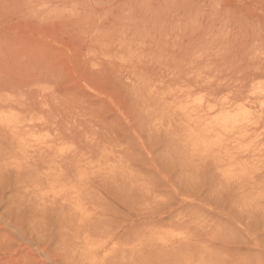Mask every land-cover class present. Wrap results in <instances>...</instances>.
Instances as JSON below:
<instances>
[{"label": "rangeland", "instance_id": "1", "mask_svg": "<svg viewBox=\"0 0 264 264\" xmlns=\"http://www.w3.org/2000/svg\"><path fill=\"white\" fill-rule=\"evenodd\" d=\"M0 117V264H264V0H0Z\"/></svg>", "mask_w": 264, "mask_h": 264}, {"label": "bare ground", "instance_id": "2", "mask_svg": "<svg viewBox=\"0 0 264 264\" xmlns=\"http://www.w3.org/2000/svg\"><path fill=\"white\" fill-rule=\"evenodd\" d=\"M242 106H243V105H242ZM242 106H241V108H242ZM205 107H206V106H205ZM211 107L213 108V106H211ZM244 107H245V105H244ZM237 108H238V107H237ZM245 108H246V107H245ZM239 109H240V107L238 108V110H239ZM247 109H248V108H247ZM240 110H241V109H240ZM245 110H246V109H242V111H243L242 114L244 113ZM211 111H212V110H211ZM228 111H229V110H228ZM233 111H234V110H233ZM236 111H237V110H236ZM236 111H235V112H236ZM206 112H207V111H206ZM245 112H249V109H248L247 111H245ZM232 113H234V112H232ZM240 113H241V112H240ZM249 113H250V112H249ZM236 114H238V112H236ZM247 114H248V113H246V115H247ZM244 115H245V114H244ZM246 115H245V116H246ZM217 116H218V114H217ZM233 116H235V115L233 114ZM242 116H243V115H241V117H242ZM247 116H248V115H247ZM247 116H246V117H247ZM249 116H250V114H249ZM239 117H240V116H239ZM246 117H245V118H246ZM237 118H238V117H236V118H235L236 120L233 121V123L235 122V124H236L237 126H238L239 123H243L244 120H245L244 118H242V119H241V118H240V119H239V118L237 119ZM249 118H250V117H249ZM0 119H2V121H3L4 123H6V124H9V123H10V121L8 120L7 117H0ZM226 119H229V118L226 117ZM226 119H225V121L219 122V124H220L221 126H222V125H226V124H225V123H226ZM233 120H234V119H233ZM229 121H230V120H229ZM245 121H247V120H245ZM227 123H229V122H227ZM233 123H232V124H233ZM12 124H13V123H12ZM24 128H25V127H24ZM228 129H229V128H228ZM232 153H233V152H232ZM230 156H231V155H230Z\"/></svg>", "mask_w": 264, "mask_h": 264}]
</instances>
